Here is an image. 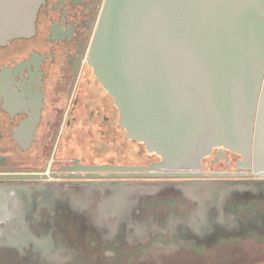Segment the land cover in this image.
<instances>
[{
	"label": "flooded vegetation",
	"instance_id": "flooded-vegetation-1",
	"mask_svg": "<svg viewBox=\"0 0 264 264\" xmlns=\"http://www.w3.org/2000/svg\"><path fill=\"white\" fill-rule=\"evenodd\" d=\"M104 2L45 0L37 15L35 34L13 39L0 47V176H36L0 179V230L26 234L25 238L40 242L41 248H61L71 226L85 230L113 226L116 222L103 220L102 207L113 199L117 202L127 190L139 200L138 208L131 214L138 220L135 226L154 230L147 237L159 238L158 242L133 243L127 249L140 246L178 249L179 244L190 243L181 240L166 243L164 239L170 234L177 238H197L192 231L200 227L197 220L221 214L213 209L209 215L205 207L202 210L200 196H191L185 189L208 182L249 178L124 179L110 178L108 172L90 177L96 173L85 170L86 167L149 166L161 160L157 154L148 152L143 143L127 137L114 99L88 64L90 44ZM240 160L239 154L216 147L202 163L206 173H239L235 165ZM104 182L111 185H103ZM69 192L71 195L63 199L61 194ZM140 195H159L163 199L141 201ZM55 196L60 199L56 201ZM46 199L54 204L52 209L43 206ZM155 203L163 207L155 209ZM186 203L190 209L180 210L189 207ZM36 205L40 206L36 213L27 212L26 208ZM201 210L206 211L205 215ZM239 210L240 217H234L237 225L251 220L257 213L255 209ZM124 212L121 222L128 225L129 212ZM11 220L17 222L15 228L9 225ZM236 228L234 231L244 229ZM133 236L140 238L137 231ZM228 244L242 246L216 239L192 243L205 249L224 248Z\"/></svg>",
	"mask_w": 264,
	"mask_h": 264
},
{
	"label": "water",
	"instance_id": "water-1",
	"mask_svg": "<svg viewBox=\"0 0 264 264\" xmlns=\"http://www.w3.org/2000/svg\"><path fill=\"white\" fill-rule=\"evenodd\" d=\"M44 3L0 0V47L34 35ZM88 64L127 137L161 157L149 166L86 167L96 173L90 177H247L185 193L211 201L264 197V0H105ZM216 147L242 157L239 173L204 171L202 160Z\"/></svg>",
	"mask_w": 264,
	"mask_h": 264
},
{
	"label": "rangeland",
	"instance_id": "rangeland-1",
	"mask_svg": "<svg viewBox=\"0 0 264 264\" xmlns=\"http://www.w3.org/2000/svg\"><path fill=\"white\" fill-rule=\"evenodd\" d=\"M218 170L219 169H212L210 171H218ZM71 193L72 192L61 195L63 196L64 199L67 196H70ZM73 195H75L74 192L72 196ZM140 196L138 197L141 199V201L142 200L145 201V198H147L145 195L144 196L140 195ZM260 197L261 196H257V194L253 196L246 195L241 199L253 201V200L261 199ZM59 199L60 198L56 197V201H58ZM206 202L207 200H205V203H203V207H205L209 211L208 213L209 215L212 214L211 211L215 209V210H220L222 216L201 217L197 220L199 221L198 223L199 226L204 228H210V227L213 228L221 225L225 226L222 223H225L226 221H230V223H234L232 220H230L231 218L229 217L230 211L229 209H227V205L233 202V198H229L226 199V201L224 202H220L219 203L220 205L217 204L219 202L218 199L214 200V204L210 201L206 205ZM43 206L45 207L47 206L48 209H52L54 204L51 201H48V199H46L45 203H43ZM142 207L143 205L140 202V208ZM259 207L264 208V205L262 207L261 203H259ZM38 208H40V206L36 205L33 208L31 207L30 209L26 208V210L29 213H36ZM248 209L254 210L256 209V207H254L253 205L246 204L245 207H243V211H246ZM255 219L257 218L253 217L251 218L252 221L247 220L242 224L232 225L234 227H243L245 231H248L245 235V238H247L248 242H251L249 245V252L242 251L241 249H237L236 247L238 246L235 247V244L230 246L228 244L225 245L224 248H218L215 251H211L210 257H205V256L197 257V256H193L191 253L187 251H183L181 249H172V248L158 250L156 248L151 249L149 247L140 246L133 250H128V249L111 250L109 249L111 247H109L103 250L99 249L94 251L99 255L106 254L105 257L100 256L99 261H97V258H94V260L97 263H95L93 259L90 258L88 259V257H84L81 259V258H76V256L75 257L71 256L69 258L68 257H65L64 259L62 258L61 262H58V264H79L78 259L80 260V262L83 261L81 264H264V221L256 223ZM232 242L233 241H231V243ZM1 243L4 244L6 243L5 245L3 244V246L9 248V254L11 256L15 258L20 257L24 262H28L29 264H34V260H37L41 252L40 242L33 243L34 246L31 247L30 249L27 247L29 241H27L26 246L21 249L17 244H13L11 240H7L5 242L1 240L0 245ZM66 251L71 252L69 250ZM32 252H35V254H33ZM40 261L38 262V264H40ZM44 261L45 260L43 259V263L41 264H49L47 261L45 262ZM0 264H7L6 261H4V258L0 259Z\"/></svg>",
	"mask_w": 264,
	"mask_h": 264
},
{
	"label": "crops",
	"instance_id": "crops-1",
	"mask_svg": "<svg viewBox=\"0 0 264 264\" xmlns=\"http://www.w3.org/2000/svg\"><path fill=\"white\" fill-rule=\"evenodd\" d=\"M136 194V193H135ZM194 195V194H192ZM191 195V196H192ZM121 196V195H120ZM125 199L123 201L118 200L117 202H113V200H111V202L109 204H107L106 206L104 205L102 207V210L104 212L103 215V220L104 221H113L116 223H113V226L110 227H100V228H91L89 230H85V229H81L78 228L76 226H71V228H68V232L65 234V238L63 240V247L58 248V247H53V248H41V252L39 257L37 258V260H34V264H38V262L40 261V264L43 263V259L45 261H47L49 264H58V262H61L62 258L64 259L65 257H75L76 258H84V257H88V259H93V261L95 263H97L94 258H97V261H99L100 256L105 257V255H99L98 253H95L94 251L99 250V249H106L109 248L111 250H117V249H127L128 246H131V244L133 243H138L140 241H150L152 240V242H158L159 238L158 237H152V236H148V234H153L154 230L151 229H147L144 226L139 227V226H135L138 222V220L136 218H134L133 215V210H136L138 208V200L136 199V197L133 195L131 196L130 193H128V195H125ZM162 197V196H161ZM159 195L158 196H153V197H147L145 198L146 200H150L152 202H156L155 198L157 199H163L161 198ZM169 198V197H168ZM170 201V200H169ZM172 202V201H170ZM187 206L189 207H183V208H179L180 210H185V209H190V205L188 203H186ZM155 209H158L159 207H163V204H158L155 203L154 205ZM174 209H178L176 206H171ZM124 211L129 212V219L128 220V225L123 224V221L121 222L122 218L124 217ZM120 212V213H119ZM109 213V216H108ZM119 213V216H117L116 214ZM111 214H115L116 216H110ZM122 214V216H120ZM132 214V215H131ZM116 217V218H115ZM148 217V216H146ZM9 225H11L13 228H15L14 226H17V222L12 221L11 223H9ZM8 226V225H7ZM139 227V228H138ZM139 233L140 234V238H136L135 236H133L135 233ZM186 231V230H184ZM181 233V232H180ZM183 233V231H182ZM26 234H21V233H15L14 232H3L0 230V241L3 240V242L7 241V240H11L13 244H17L19 246V248H23L26 246V242L29 241V243L27 244V247L30 249L31 246L29 247L31 241H33V243H35V239L30 238L31 240H29L28 238H25ZM58 236V234H57ZM197 238H187L185 236H183V238H177L175 236V234H170L169 237H167L166 239H164V241L166 243L168 242H172V241H178L181 240L185 243H190V245L188 244H179L178 246H180L183 249L186 248H196L197 246L192 245V243H194L196 241ZM163 244V245H168V244ZM3 244V243H1ZM121 244V245H119ZM129 244V245H126ZM33 245V244H32ZM44 250V252H43ZM66 250H69L71 252H68ZM33 254H35V252H32ZM81 256V257H79ZM4 261H6L7 264H26L24 262H22V259L19 258H15L13 256H11L9 254V249L2 247V245H0V259H3ZM19 260L22 262H17L16 260ZM87 259V260H88ZM44 261V262H45ZM79 264H81L82 262H80V260L78 259ZM29 264V263H28Z\"/></svg>",
	"mask_w": 264,
	"mask_h": 264
},
{
	"label": "bare ground",
	"instance_id": "bare-ground-1",
	"mask_svg": "<svg viewBox=\"0 0 264 264\" xmlns=\"http://www.w3.org/2000/svg\"><path fill=\"white\" fill-rule=\"evenodd\" d=\"M229 198H233V202H231L230 204L227 205V209H229L230 207H232L229 211H230V216L231 220L234 223H230V221H226L224 224L225 226H217V227H213V228H204V227H198V231L196 229L192 230L193 231V235L195 237H197V241H201V242H211L214 239H216V241H227V242H238L241 243L240 245L242 246H238L237 249H241L242 251H248L249 252V245L251 242H248L247 238H245V235L248 231H245V229H243V231H234L235 229H237L236 227L232 226L237 224L234 221V217H236L237 215H241V208H243L247 203L251 202V200H243L241 199L242 197H238V196H232V197H227V198H222L221 201H219L217 204H219L220 202H224L226 201V199ZM216 199L213 198L212 201ZM200 203H205V198H200ZM263 200V201H260ZM253 206L256 207L255 211H257V213H255L253 216H255V221L256 223H259L261 221H264V208L259 207V202H264V199H258V200H253ZM208 201L206 202L207 205ZM220 205V204H219ZM263 207V206H262ZM239 208V209H237ZM204 209V207L202 208V210ZM201 210V211H202ZM206 211H202V214L205 215ZM222 215L220 214L218 217H221ZM240 217V216H237ZM251 217V216H250ZM251 219V218H249ZM247 221V220H246ZM252 221V220H249ZM245 222V221H244ZM198 225V224H197ZM199 226V225H198ZM224 227V228H222ZM245 231V232H244ZM181 249L183 251H187L189 253H191L193 256H205V257H210V252L211 251H215V248L212 249H205L203 247L199 248H178ZM210 260V259H209Z\"/></svg>",
	"mask_w": 264,
	"mask_h": 264
}]
</instances>
